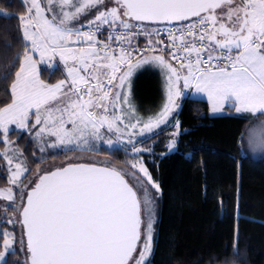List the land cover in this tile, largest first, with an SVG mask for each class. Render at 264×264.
Listing matches in <instances>:
<instances>
[{"label":"snow or ice","instance_id":"obj_1","mask_svg":"<svg viewBox=\"0 0 264 264\" xmlns=\"http://www.w3.org/2000/svg\"><path fill=\"white\" fill-rule=\"evenodd\" d=\"M23 3L25 15L0 11V17L19 19L17 40L22 45L14 58L19 68L11 84V103L0 108L4 136L9 125L30 130L31 119V128L39 126L35 137L49 138L48 147L93 152L96 142L103 141L119 150L126 137L134 158L128 161L131 171L72 163L37 173L34 185L26 195L21 192L14 207L19 220L6 223L23 226L28 264H151L156 233L150 189L158 195L160 184L141 155L151 149L137 147V138L144 137L139 142L145 143L169 123L182 87L206 94L214 113L228 104L236 113L264 117V0ZM139 36L147 38L143 48L133 43ZM3 44L15 47L7 40ZM56 56L68 79L49 84L41 79L38 65ZM145 66L162 72L165 91L160 110L147 118L139 114L132 91L134 75ZM174 127L169 151L180 134L178 120ZM251 142L264 150V120L252 130ZM9 151L3 152L9 183L19 187L29 169ZM0 198L17 199L12 188H0ZM0 236L4 264L16 237L6 229ZM237 242L234 235V250Z\"/></svg>","mask_w":264,"mask_h":264},{"label":"trees","instance_id":"obj_2","mask_svg":"<svg viewBox=\"0 0 264 264\" xmlns=\"http://www.w3.org/2000/svg\"><path fill=\"white\" fill-rule=\"evenodd\" d=\"M0 9L15 17L26 12L22 0H0ZM19 24L17 18L0 17V77L7 75V79L0 78V108L12 100L11 84L19 68V60L14 58L22 52L17 40ZM4 40L15 47H4ZM41 77L53 82L62 73L58 68H42ZM154 78L147 74L142 80L148 98L156 90ZM208 111L207 101L187 97L176 116L180 125L176 147L168 150L171 135L167 132L146 142L145 148L152 151L145 153L144 160L153 180L160 184L155 197L156 238L151 264H264V156L254 158L246 145L249 124L263 117L234 111L211 115ZM10 135L17 139L31 165L37 166L28 135L21 131ZM94 154L116 167L129 168L123 148L102 147ZM7 181L0 172V186ZM5 229L12 228L0 218V230ZM234 235L238 239L236 250ZM4 264L27 263L16 249Z\"/></svg>","mask_w":264,"mask_h":264},{"label":"rangeland","instance_id":"obj_3","mask_svg":"<svg viewBox=\"0 0 264 264\" xmlns=\"http://www.w3.org/2000/svg\"><path fill=\"white\" fill-rule=\"evenodd\" d=\"M22 2H23V0H22ZM0 11L5 12L2 9H0ZM23 15H25V13ZM34 58L39 59V53H34ZM38 68L40 71V77H41L42 68H49L51 70L58 68V69H60V71L62 73V77L59 80L68 79L67 69H66L65 65L63 64V62L60 61L58 56L52 58L51 60H49V58L46 57L44 62H42L38 65ZM147 74H150L151 76L153 75L155 77L154 81L156 80V90L153 92L152 98H148L150 96L149 94H144L143 89H142L144 84L141 85L144 76ZM41 79H42V77H41ZM59 80H56L53 82H47L45 80L44 81L46 83H49V84H54V83H57ZM181 87H182V85H181ZM132 91H133V97H134L135 103L137 105V109H138L139 114L145 118H147L149 115L155 114L156 112H158L160 110V107L162 106V104L164 103V100H165L164 76H163L162 72L158 68H155L152 66H145L144 68L138 70L137 73L133 77ZM182 92H183L182 96L177 101V103L179 104V107L176 109L175 112H173L172 116L169 117V123L167 125H162L161 130H158V132L153 134V136L158 135L159 133H163V132H165V133L167 132L169 135L172 136V133L177 131V129L174 127V123H175V121L178 120L176 116H177V113L180 109V104L183 100V97L186 96V94L188 96V94L190 93L191 97H193V96L199 97V98H202L203 100H206L208 103H210V101L207 98V95L204 93H197L195 91L194 87L190 88V89H184L182 87ZM147 99H150V100L146 101ZM210 105H211V103H210ZM3 107H5V106H3ZM232 111L235 112L234 107H230L228 104H225L223 110L220 112L214 113L212 111V105L210 108V112H211L210 114H225L226 112L229 113ZM261 120L262 119H257V120H254L253 122H251L249 124V128L247 130V135H246V145H247V147H249V150H250V152L254 158H261L264 156V150L257 148L251 142L252 130L254 128H258ZM33 123H34V121L30 119L29 120L30 130L18 128L16 125H9V132H8L7 137H5L3 131L0 130V172L3 175H6L7 180H8L7 185L0 186V188H12L13 192L16 194V197H17L16 201H14V202L13 201H7L3 198H0V218L5 223H6L7 219H13V220H17V221L19 220V212L14 211V207L19 205V196H20L21 192H23L26 195L27 191L34 185V183L36 182V179H37V173L42 174L46 171H51L57 167H63L64 165H66L68 163H75V162H88V163H97V164H103V165H107V166H113V163L110 160L94 154L95 151H99L102 147H105L109 150H113V149H110L103 141H97L96 142V148L93 152L68 151L66 149L62 150L59 148H51V147H48L45 143V141H47L49 138L44 137L41 140H37V138L35 137V133L38 130L39 126H37L36 128H31V125ZM167 129H169V130H167ZM12 131H21V132H25L28 135V139L33 142L32 150L34 151L35 162L38 163L37 166L33 167L31 165L26 152L17 143V139L11 138L10 134ZM108 135L110 136L112 134H108ZM124 139H125V144L120 146L119 148H123L126 150V153H127L126 161L128 163V161H132L134 157H133V153L131 152V145L126 144V139H127L126 137ZM140 140H145V138L144 137L137 138L138 142H137L136 146L146 149L145 148L147 146L146 142L148 140H146L145 143H140L139 142ZM6 141H7V143H6ZM41 147H44V151L40 150ZM8 148L12 149V151H9L8 154L13 157L14 161H23L24 165L29 169L28 172H25L24 175L20 177V180L18 181V184L20 185L19 187L9 183V179H10V172L8 171L9 166L6 164V161L3 158V152ZM146 152H148V151L141 153L144 163H145L144 155ZM21 153H22V155H21ZM145 165H146V163H145ZM13 167H14V165H13ZM118 168H120V167H118ZM31 169H34V170L30 174ZM123 169L131 171L129 168H123ZM129 182L130 183L132 182L131 179H129ZM150 191L152 192V195L154 197L157 196V194L155 193L154 190L150 189ZM155 203H156V201H155ZM154 213H155V204H154ZM155 216H156V214L154 215V220H155ZM155 225H156V222L154 224V229H155V233H156V226ZM8 226L10 228H12L13 230L8 229L7 231L12 232L16 237V243L12 246V251H14L16 249L19 250L23 256L25 263L28 264L29 253L27 252V248H26L23 226L18 222L13 223V224H8ZM155 238H156V235L154 236V240H155ZM21 239H23L25 242L23 245H21V243H20ZM2 242H3V240L0 242V245H2ZM153 249H154V242H153ZM2 251H3V248L0 247V252H2ZM9 253H5V260L7 259V256Z\"/></svg>","mask_w":264,"mask_h":264},{"label":"built area","instance_id":"obj_4","mask_svg":"<svg viewBox=\"0 0 264 264\" xmlns=\"http://www.w3.org/2000/svg\"><path fill=\"white\" fill-rule=\"evenodd\" d=\"M162 27V26H161ZM162 39H165V42L167 43V39H166V36H162L161 37ZM134 44H139V46L141 47V48H143V47H145L146 46V44H147V38L146 37H144V36H139L138 38H137V40H135L134 42H133ZM165 55H166V57H167V53H165ZM173 62V64H175V61H172Z\"/></svg>","mask_w":264,"mask_h":264},{"label":"crops","instance_id":"obj_5","mask_svg":"<svg viewBox=\"0 0 264 264\" xmlns=\"http://www.w3.org/2000/svg\"><path fill=\"white\" fill-rule=\"evenodd\" d=\"M187 97H191V96H190V93L188 94V96H187V94H186V96L183 97V100H184L185 98H187ZM193 97H194V96H193ZM194 98H199V97H194ZM199 99H202V98H199ZM183 100H182V101H183ZM205 101H206V100H205ZM181 103H182V102H181ZM207 103H208V102H207ZM180 105H181V104H180ZM210 108H211V105H210V103H208V110H209L208 112H209V113H211V112H210ZM200 112H201V114H203V111H200ZM226 113H227V112H226ZM226 113H225V114H226ZM234 113H235V112H234ZM237 114H242V113H237ZM211 115H218V114H211ZM260 119L264 120V117H263V118H260ZM251 155H252V154H251Z\"/></svg>","mask_w":264,"mask_h":264},{"label":"water","instance_id":"obj_6","mask_svg":"<svg viewBox=\"0 0 264 264\" xmlns=\"http://www.w3.org/2000/svg\"><path fill=\"white\" fill-rule=\"evenodd\" d=\"M75 163H88V162H75ZM68 164H72V163H68ZM68 164H66V165H68ZM92 164H96L97 166H101V167H103V166H107V165H103V164H97V163H92ZM66 165H64V166H66ZM53 170H55V169H53ZM52 171V170H51ZM43 174V173H42ZM127 178V177H126ZM31 189V188H30ZM29 189V190H30ZM28 190V191H29ZM24 236H25V242H26V235L24 234ZM28 261H29V256H28Z\"/></svg>","mask_w":264,"mask_h":264}]
</instances>
